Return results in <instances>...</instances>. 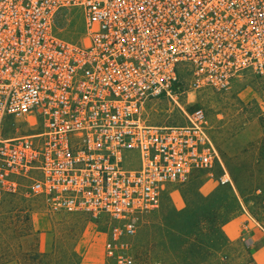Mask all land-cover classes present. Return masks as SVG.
I'll use <instances>...</instances> for the list:
<instances>
[{"label": "built area", "instance_id": "1", "mask_svg": "<svg viewBox=\"0 0 264 264\" xmlns=\"http://www.w3.org/2000/svg\"><path fill=\"white\" fill-rule=\"evenodd\" d=\"M74 8L70 41L56 19ZM246 72L264 82V0H0V202L104 216L118 244L166 185L218 166L231 186L201 108L165 126L145 110L176 103L181 83L219 93ZM106 255L131 262L109 243Z\"/></svg>", "mask_w": 264, "mask_h": 264}, {"label": "rangeland", "instance_id": "2", "mask_svg": "<svg viewBox=\"0 0 264 264\" xmlns=\"http://www.w3.org/2000/svg\"><path fill=\"white\" fill-rule=\"evenodd\" d=\"M56 26L64 28L59 32L62 38L78 40L82 32L79 9H71L69 14L60 13ZM179 90L184 92L178 95L176 103L161 98L147 106V122L161 126L182 125L184 112L201 108L231 186L218 182L221 175L218 166L211 176L198 172L183 184L166 185L158 208L144 216L135 233L122 237L118 244L110 239V222L104 216L50 214L41 198L7 196L0 202V217L3 218L0 243L4 241L25 249L36 238L38 244L42 241L39 248L44 251L53 244L62 251L75 249L90 264H115L114 258L106 255V244L109 243L112 255L120 254L129 259L130 264H185L177 250L178 241L152 229L159 222L157 216L164 206L175 210L184 208L183 191L189 187L205 196L218 186H229L240 206L229 220L241 213L259 219L264 197V82L246 72L235 78L230 88L223 92H192L183 83ZM174 227L179 228L180 224L175 223ZM196 241L204 242V237H196ZM206 244L211 247L205 250L208 256L198 254L195 264H251L249 254L240 246L227 243L219 249L214 239Z\"/></svg>", "mask_w": 264, "mask_h": 264}, {"label": "trees", "instance_id": "3", "mask_svg": "<svg viewBox=\"0 0 264 264\" xmlns=\"http://www.w3.org/2000/svg\"><path fill=\"white\" fill-rule=\"evenodd\" d=\"M226 186H218L205 196L189 187L183 191L185 205L183 209L175 210L166 205L159 211L157 216L159 222L152 231L176 239L179 256L186 261L185 264H195L194 261L200 253H204L207 257L208 252L205 250L211 247L206 243L213 239L219 249L227 245L222 227L239 210L240 206L232 189ZM2 220L3 218L0 217V227ZM175 223H179L180 227H174ZM199 236L204 237V242L196 241V237ZM0 264L89 263H85L73 248L62 251L52 244L49 250L41 251L35 238L32 245L25 249H21L19 245L14 247L2 241L0 243Z\"/></svg>", "mask_w": 264, "mask_h": 264}, {"label": "crops", "instance_id": "4", "mask_svg": "<svg viewBox=\"0 0 264 264\" xmlns=\"http://www.w3.org/2000/svg\"><path fill=\"white\" fill-rule=\"evenodd\" d=\"M262 217H264V197L263 210L259 219ZM244 224L246 229H244ZM222 230L228 244L240 246L249 254L251 264H264V233L247 219L246 213H241L227 221L223 225ZM39 246H42V241L40 240ZM80 256L82 257V255ZM82 260L90 264L83 257Z\"/></svg>", "mask_w": 264, "mask_h": 264}]
</instances>
